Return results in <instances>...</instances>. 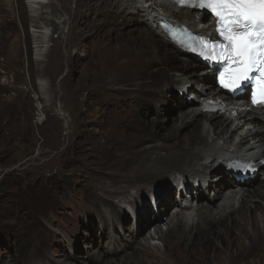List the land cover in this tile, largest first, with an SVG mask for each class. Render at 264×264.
Here are the masks:
<instances>
[{"label": "rangeland", "instance_id": "obj_1", "mask_svg": "<svg viewBox=\"0 0 264 264\" xmlns=\"http://www.w3.org/2000/svg\"><path fill=\"white\" fill-rule=\"evenodd\" d=\"M82 1L89 0H50L32 9L27 0H0V264H121L123 259L126 264H164L162 260L144 259V253L135 249L149 228L151 232L154 228L152 225L143 229L135 244L131 239V218L136 216L135 209L142 212L146 206H152L159 192L162 196L168 192L170 195V191L164 190L178 184H175L174 173L170 175L167 170L158 171L153 184L144 183L139 189L135 187L136 191H128L129 199L121 201L120 197L108 195L112 214L121 212L119 206L126 212L112 226L107 221L112 215L108 212L110 216L107 213L104 215L89 193L92 188L104 193L103 188L112 182V178L117 177L121 182L119 174L129 172L139 160L149 156L153 146L167 145L170 150H183L186 143L180 139L185 138L194 123L177 119L182 115V107L178 105L177 108V104L174 106L176 112L166 116L164 107L169 104L163 99L158 104L160 93L157 91L163 89L166 99L170 98L175 104L173 95L183 96L184 93L177 88L187 84L165 81L148 92L150 100L137 106L130 98L127 100L121 96L117 87L126 83L127 72L131 69L140 73L145 69L141 66L122 68V74L116 76L120 63L107 68L104 58L107 55L118 56L122 60L140 58V44L155 38V35L147 30V21L139 15L130 17L126 10H123L126 17L123 19L124 26L111 31L103 25L104 15L95 5L92 8L85 5L82 9H86L88 15L80 16V21L83 18L84 23L72 28ZM116 10L122 12L121 7ZM193 16L200 14L194 13ZM111 26H115L114 20ZM133 29H136L135 32H130ZM47 33L49 35L44 39ZM43 41L47 48L40 52V56L38 46ZM187 63L190 69L203 64L197 63L191 56ZM179 64L186 65L182 61ZM92 79H98L96 85L91 84ZM197 85L193 90L188 87L190 101L198 100ZM59 106L66 115H59ZM139 106L142 119L146 121L144 132L150 129V134L146 132L144 135L150 138L141 137L142 141H138L137 135L132 136V129L127 127L109 128L111 136L125 137L121 142L111 141L100 134V130L105 131L106 125L120 120L123 124L122 120H126ZM167 107L172 110L170 105ZM161 109L163 113L159 115ZM212 113L215 112H209ZM202 118L197 121L206 122L207 118ZM176 124L180 137L178 140L170 139L168 134ZM250 127L253 128L245 126L242 131ZM155 128L162 131L155 134ZM240 133L241 130L234 139ZM111 158L117 166L110 167ZM186 173L189 172L184 173L185 178H192L189 177L191 173ZM256 176L262 180L264 168L256 171ZM234 182L239 181L227 182L223 191ZM262 184L264 187V182ZM170 190L174 192L173 197L178 187L172 186ZM211 190L201 203L215 208L222 200L209 203L215 197ZM176 196H179L178 192ZM191 197L195 207L197 201L191 193L185 192L184 198ZM171 200L170 195L168 216L176 207ZM122 221L125 228L120 224ZM164 223L165 219L160 224L166 228ZM231 224L212 232L213 239L206 237L203 242L198 240L195 244L198 246L186 250L184 258L187 260L179 262L171 259L168 264H264V223L261 221L260 237L253 245L251 239L243 236L246 229L242 224L234 229ZM107 226L105 234L101 233ZM114 229L118 230L119 238L124 242L116 247L112 246L109 234ZM93 233L95 238L92 241ZM125 238L129 239L125 241ZM151 242L160 248L163 257H167L164 242L158 237ZM249 245L253 247L247 252Z\"/></svg>", "mask_w": 264, "mask_h": 264}, {"label": "bare ground", "instance_id": "obj_2", "mask_svg": "<svg viewBox=\"0 0 264 264\" xmlns=\"http://www.w3.org/2000/svg\"><path fill=\"white\" fill-rule=\"evenodd\" d=\"M49 2L50 0H27L28 5L32 9H35L37 5H44ZM79 4H82V7L81 10L76 12V16L78 17H74L72 28L78 27L84 23L82 20L83 18L80 21V16L83 15L82 17H85L88 15L86 14V9H82L85 5L89 8L95 5L98 11L104 15L103 25L108 26L111 31H117L119 30L118 27L124 26L123 19H126V17H124L125 15L123 16V12L125 10L129 13L130 17L139 15L144 21L148 22L147 30L149 29V32L151 31L150 33L154 34L155 38H150L140 44V58H126L122 60L118 56L107 55L104 58V65L108 68V65L114 66L115 63H120L119 67H117L119 71L116 76L122 74L120 72L122 68L141 66L145 69V71L140 73L131 69L129 71L127 70L128 72L125 76L126 83L121 85V87H119L120 84L117 83L119 80L116 82V85L118 84L117 89L119 93H121V96L127 100L130 98L136 106L138 103H145L146 100H150L147 95L148 92L154 91L165 81L166 83L169 81H176L180 84H187L185 87L180 86L177 88V90L183 91L184 93L183 96L181 94H179V96L173 95L175 104H172L173 101L170 98L166 99L163 89L157 91L160 93L157 101L160 105L162 99L165 101L167 100V104L171 106L172 110L168 109L167 106L169 105L164 107L166 116H172V114L176 112V107L178 108V105H180L182 107V115L177 119L181 122L190 120L194 123V126L186 133L185 138L180 139L184 140L186 143L185 147L183 146V150H170L166 147L167 145L158 146L155 143L156 146H153L149 150V156L139 160L133 169H129V172L125 171L126 173L123 172V174H119L121 182H119L117 177L112 178V182L106 188H103L104 193L98 192L97 189H91L89 196L93 201L98 202L97 204L102 208L104 215L107 212L112 215V218L107 220L108 224L110 226L114 225L115 221L122 217L121 214L125 212L122 210L121 206H119L118 209H121V212L118 215L112 214L111 207L109 206L110 202H108L109 199H111L110 197H120L119 199L121 201L129 199L128 191L131 189L135 190V187L139 189L144 183L149 185L153 184L155 174H158L160 170H167L170 172V175L174 173L175 184L178 183L164 190L165 192H171V202L176 203V207H173L174 212L168 216L169 192L162 196V192L156 194V191H153V193L156 194L153 205L146 206L142 212H140L139 209H135L136 216L135 218H131L133 222V231H131L133 236L131 239H133L132 241H134L135 244L142 235L143 229L146 230L152 225L154 228L152 232L149 228V232L145 235L143 241L138 242L139 246L135 245V249H139L144 253V259L162 260L164 264H168V261L171 259L183 262L185 259L184 254L187 253L186 250L193 248L192 246H198L195 245L198 240L201 239L200 242H203L206 237L208 239H213L215 236L211 234L212 232L222 226L227 227L230 223H232L231 226L233 229L236 228L237 225L242 224L246 229L243 236L251 239L253 241L252 245L255 244L258 241V237H260L259 230L262 229L261 221L264 223V187L262 184V182H264V177H262V180L257 176H250L245 180H237L231 177L234 175L233 172L237 168L236 161L242 162V168H250V170L253 171H260L264 168V110L242 109V104L246 103L248 93L246 97L242 96L240 98L242 104H238L237 100L229 101L228 97L220 94L219 89L215 86L216 69L204 64L200 65L199 68L196 66V68L190 69L187 63L189 56L171 43L173 40L171 39L170 41L168 39L158 26V22L161 19H171L178 23H184L194 30L206 34L211 33L213 27L208 21H202L203 14H200L198 17L193 16L194 11L186 8H179L173 5V2L169 0H115L113 3L110 1L108 3L104 0L98 3L94 0H89L88 2L84 1V3L82 1V3L80 2ZM120 7L122 12L116 10ZM35 11H37V9ZM135 11L139 12L133 13ZM75 19L77 20L74 21ZM112 20H114L115 23L114 27L111 26ZM135 30L136 29L130 30V32H135ZM47 35L49 34L47 33L44 35V39ZM44 41L38 46L40 47L38 50L40 56L47 48V44H45ZM166 44L173 48L177 54L168 48ZM179 61L186 63V65L179 64ZM152 67L156 68L150 70ZM89 78L91 79V77ZM90 82L96 85L98 79H92ZM197 84L199 85V88H197L198 100L192 99L190 101L188 99V95H190L188 87L190 86L189 89L192 87L190 90H193ZM176 97H178V99ZM206 99H214L216 102L226 104L225 108L209 114L204 111L203 107V101ZM175 105L176 107H174ZM115 107L116 106H114V108ZM57 108L59 115H66L61 106ZM160 111L161 113L158 112L159 115L163 113L162 109ZM200 116L204 117L202 118ZM129 118L131 119L129 120ZM142 118L141 107L139 106V108H136V110L134 109L133 112L126 117V120H122L123 124L120 120L114 124L106 125L105 131L100 130V134L106 135L111 141L121 142L125 140V137L111 136L109 134V128L114 127L119 129L120 127H127L132 129V133L134 134L132 136L137 135L136 138L138 141H142V139L139 138L145 137L144 134H146V132L150 134V129L144 132L146 129V121ZM198 118L207 119L206 122H203L202 120L197 121ZM143 122H145V124ZM245 126H253V128L250 127L247 131H242ZM229 127L230 129H228ZM177 128H179V126L177 127L176 124V126L170 130L168 138L178 140L180 136L177 133ZM240 130L241 133L234 139V136ZM154 131V133L157 134L159 131H162V129L155 128ZM163 132H166V130ZM129 137L130 136H126V138ZM147 138L145 137V139ZM132 153L134 154V152H131V154ZM132 159L134 160L135 158ZM228 161L232 162L228 164ZM114 166H117V162L111 158L110 167ZM186 171L189 172L186 173V175L191 173L189 177L192 178L184 177ZM180 177L181 179H178ZM232 181L239 182L232 183L229 189L223 191L226 183ZM172 186L173 188L178 187L180 189L177 190L178 192L180 191L179 196H176V192L175 196L172 197V193H174L170 190ZM210 189H212V194H215V197L212 202L208 201L209 203H214L217 199L222 200L215 208H213L211 204L207 206L201 203V199L206 194L208 195ZM185 192L191 193L195 198L197 201L195 207H193L191 203L192 197L191 199L184 198ZM227 192L228 194H225ZM108 195L112 196L108 197ZM134 198L136 197L134 196ZM156 200L158 201L155 202ZM207 200H210V198ZM132 201H134V199H132ZM191 210L193 211L192 213ZM164 219L166 228L160 224ZM124 221L120 223L122 224V228H125ZM106 228L108 229V226L103 228L101 233L105 234ZM109 234L113 247L123 242L122 239L119 238L120 234L118 230L115 231L114 229L112 232H109ZM220 235H222V233ZM156 237L164 242L167 257L162 256L161 250L157 245L151 244V241H154ZM94 238L95 236L93 233L91 235V240L93 241ZM128 239L125 238V241ZM130 245L132 246L131 243ZM252 245H249L250 247L247 252L253 247ZM120 262L121 264H126V260L124 259Z\"/></svg>", "mask_w": 264, "mask_h": 264}, {"label": "snow or ice", "instance_id": "obj_3", "mask_svg": "<svg viewBox=\"0 0 264 264\" xmlns=\"http://www.w3.org/2000/svg\"><path fill=\"white\" fill-rule=\"evenodd\" d=\"M182 2V0H181ZM194 6L210 9L217 18L218 31L226 43L218 45L219 58L231 62L221 74L224 88L237 89L252 79H260L252 93L254 104H264V0H187ZM217 46H214V48Z\"/></svg>", "mask_w": 264, "mask_h": 264}]
</instances>
